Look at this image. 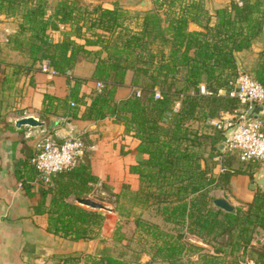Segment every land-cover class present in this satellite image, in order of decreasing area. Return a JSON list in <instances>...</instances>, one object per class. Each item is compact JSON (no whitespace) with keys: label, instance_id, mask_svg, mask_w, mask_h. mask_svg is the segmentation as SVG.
<instances>
[{"label":"trees","instance_id":"1","mask_svg":"<svg viewBox=\"0 0 264 264\" xmlns=\"http://www.w3.org/2000/svg\"><path fill=\"white\" fill-rule=\"evenodd\" d=\"M152 1L157 7H167L164 23L152 7L142 11L138 28L131 31L116 30L121 25L118 18L125 12L118 2L111 7L95 4L88 8L78 0H54L50 5L47 0H0V11L19 13L17 29L9 35L8 43L25 53L30 64L15 65L28 70L34 61L43 59L66 78L67 94L56 97L45 93L43 109L57 104L67 117L95 120L108 116L136 139L135 149L145 154L144 159L129 164V170L139 178L136 205L151 207L164 223L175 226L173 233L139 214L132 218L135 227L145 226L155 238L151 258L158 256L166 264H264V242L251 247L252 253L244 260L234 254L240 240L245 241L242 249L246 248L252 231L264 232V187L256 186L244 207L235 205L231 210L213 205L209 193L215 186L225 187L231 174L247 172L250 176L255 163L245 161L246 168L222 165L215 175L208 164L212 151L206 152L203 143L210 139V150L219 153L223 130L199 132L188 123L237 106L236 98L217 89L229 85L235 76L238 69L233 52L248 47L260 31L264 5L261 0H228L214 8V21L209 23L201 0ZM189 21L202 29H188ZM51 30L59 37L53 38ZM153 42L158 43V51L152 49ZM79 55L94 61L89 78L101 84L87 95L80 92L85 78L69 72ZM127 70L128 84L139 92L131 89L128 95L115 99V89L125 84ZM251 71L264 86V48L257 52ZM200 81L208 94L198 92ZM155 90L158 96H154ZM78 104L84 105L79 113ZM49 178L50 183L41 182L39 187L40 203L49 194L45 208L48 229L63 238L101 240L102 210L80 205L74 197L91 195L100 201L102 192L117 201L120 194L91 172L87 153ZM70 195L72 200H67ZM118 227L116 223L113 228L114 240L125 235ZM186 234L210 239L217 254L198 251L195 258L183 259L187 242L178 237ZM83 258L85 264H136L107 252H85Z\"/></svg>","mask_w":264,"mask_h":264},{"label":"crops","instance_id":"2","mask_svg":"<svg viewBox=\"0 0 264 264\" xmlns=\"http://www.w3.org/2000/svg\"><path fill=\"white\" fill-rule=\"evenodd\" d=\"M53 1L47 0V3L50 5ZM135 1L139 4L140 0ZM201 1L211 23L214 21V8L227 3L228 0ZM261 1L264 5V0ZM79 2L106 7H111L113 2L122 4L121 0ZM262 11L264 14V7ZM18 21V12L10 14L0 11V264H83L85 252L94 255L110 253L115 243L112 232L117 220V211L111 210L110 206L109 210L102 211L103 220L99 228L101 240H73L49 230L45 210L49 194H46L43 204L40 203L39 187L42 181L35 179L36 171L30 161L31 155L37 150L39 139L46 133L53 134L59 140L69 136L80 137L91 172L105 181L112 191L119 193V201H123L127 207L136 206L135 196L139 189L138 175L129 170V164L144 159L145 154L135 149L136 139L124 131L123 124L115 122L111 117L95 120L67 117L62 115V108L57 104L43 109V95L47 93L64 97L68 84L65 76L51 71V67L49 70H43V59L34 61L28 70L15 65L30 64V59L25 53L10 48L8 43V37L17 29ZM187 27L202 29L193 21H189ZM53 31L55 30L50 33ZM263 48L264 18L260 31L249 46L233 52L237 69H246L245 71L251 74L257 52ZM93 67L94 61L79 55L69 71L74 76L85 78L80 85V92L85 95L96 88L95 80L89 78ZM128 79L126 76L125 84L116 87L115 99L128 95L134 87L128 84ZM228 88L229 85L220 86L217 92L226 94ZM83 107V104H78L77 112H81ZM228 114L231 113L227 111L224 115ZM25 115H32L43 123L15 125V120ZM257 116L264 121V111ZM227 133L228 130L222 132L223 136ZM253 162L255 165L250 168V176L247 172L229 176L230 191L243 202L251 199L253 188H263L260 185L249 187V183L264 168V159ZM45 183L47 182H44V185ZM67 200H72V196Z\"/></svg>","mask_w":264,"mask_h":264},{"label":"rangeland","instance_id":"3","mask_svg":"<svg viewBox=\"0 0 264 264\" xmlns=\"http://www.w3.org/2000/svg\"><path fill=\"white\" fill-rule=\"evenodd\" d=\"M79 1V0H78ZM122 2V8L125 9V12L122 16L118 18V20L121 22L120 26L116 27V30H136L138 27V23H140V17L142 15V11L144 10L138 3H136L135 0H121ZM148 5L152 6L155 11H157L161 17V23H164L165 18V10L166 6L165 4L159 5L158 7L153 4L152 0H147ZM151 3L152 5H150ZM84 5L86 7H92L95 4H85L81 3V6ZM157 9V10H156ZM68 27V26H65ZM52 37H59V33L55 30L52 32ZM114 35V34H111ZM96 46V45H91ZM97 47V46H96ZM152 49L155 51H158V43L153 42L151 43ZM165 51H167V47H164ZM101 54L104 56L105 51L102 50ZM246 70V69H245ZM130 77V71L127 70L125 73V77ZM133 91L138 90V87L131 88ZM139 92V90H138ZM218 112V111H217ZM218 114V113H217ZM209 118H200V119H192L188 123L192 127L196 128L199 132H207V133H213L214 131L218 130L217 128L213 129V126L207 121ZM222 140V139H221ZM221 143V141H220ZM210 139H205L203 143L204 150L206 152L212 151L213 158L208 159V164L212 165V171L216 175L220 173L221 166L228 164L230 167L237 168V167H247L246 162L239 161L236 159V157L232 154L226 151L223 147H220V152L215 153L213 150H210ZM221 145V144H220ZM215 154V155H214ZM250 165V164H249ZM257 187L253 188L256 189ZM263 189V188H262ZM254 190H252L253 194ZM210 196L211 198L214 196H224L226 200L231 203L233 206L237 205H243V201H240L232 192L230 191V188L228 186V183L225 187L221 186H215L210 189ZM100 195H103L102 202L103 204L107 205L108 207H112L111 210L117 211V220L114 224V227L116 223H119L118 231L121 233H125V235L120 240H114V236L112 235V239L115 242L113 244V248L111 249L110 253L113 255H119L122 256L125 259L132 260L136 264H166L164 260H162L160 257L155 256L151 258L150 253L153 251L152 245L155 241V238L150 235V232L145 229V226H137L131 222L132 218L139 214V216L149 222H155L158 226L162 227L163 229H167L168 231L175 232L173 229L174 227L172 224L164 223L159 216L154 214L153 209L149 206H133V207H127L123 203V201H113L112 198H108L105 194L102 192L99 193ZM91 198L97 200L91 195H88ZM123 199V197H122ZM84 206V205H83ZM87 207V206H85ZM244 207V205H243ZM103 211V210H102ZM120 213V214H119ZM127 220V221H126ZM113 227V228H114ZM173 227V228H172ZM174 236V235H173ZM179 240L183 239L187 242L185 244L186 251L181 253V256L183 259L186 258H195L197 256L198 251H208L212 253H216L217 251L215 249V245L210 239L199 237L197 235L192 234H186L178 237ZM262 242H264V232L261 230L252 231V235H250V238L248 242L246 243V248L243 250L241 245L245 244V241L240 240L239 244L240 247L237 249H234V254H237L239 258H242L243 260L246 259L248 253L251 252V247H258ZM191 243L192 245L199 246L201 249H196L192 246L187 247ZM226 250V253L228 251V248H224ZM219 254H222L221 252H218ZM230 257V256H226ZM84 264V263H83ZM248 264H251V262H248Z\"/></svg>","mask_w":264,"mask_h":264},{"label":"built area","instance_id":"4","mask_svg":"<svg viewBox=\"0 0 264 264\" xmlns=\"http://www.w3.org/2000/svg\"><path fill=\"white\" fill-rule=\"evenodd\" d=\"M43 70L50 67L45 63ZM52 71V69H51ZM230 87L226 95L236 98L238 104L228 110L231 114L224 115L226 110H219L217 116L207 121L214 129L228 130L221 140L222 147L232 153L239 161H260L264 159V121L254 114H248L253 105L264 101V86L248 71L238 69L235 76L228 81ZM95 81V87L100 86ZM138 92V90H136ZM198 92L208 94L204 82H198ZM155 90L154 96H158ZM70 104H73L71 101ZM175 103L173 109H176ZM37 150L31 155L30 161L36 171V180L49 182L50 175L63 171L75 164L83 153L84 144L80 137L69 136L57 139L53 134L46 133L37 143Z\"/></svg>","mask_w":264,"mask_h":264},{"label":"water","instance_id":"5","mask_svg":"<svg viewBox=\"0 0 264 264\" xmlns=\"http://www.w3.org/2000/svg\"><path fill=\"white\" fill-rule=\"evenodd\" d=\"M139 5L143 8V9H148L149 5L147 0H140L139 1ZM251 75L253 76V73H251ZM264 111V101H262L260 104L257 105H253L249 111L248 114H259L260 112ZM22 123H26V124H30V125H40L43 122L41 120H39L36 117H33L32 115H25V116H21L19 118H17L15 120V125H19ZM221 143H219V147H221L222 145H220ZM254 185H260L262 187H264V168L263 171L257 175L256 177L253 178L252 182L249 183V187L252 188L254 187ZM74 200L76 203L80 204V205H84L90 208H94V209H100V210H109L110 208L103 204L100 201H97L93 198H91L88 195H83V196H77L74 197ZM211 203L221 209L224 210H231L233 208V205L231 203H229L224 197L222 196H214L211 198Z\"/></svg>","mask_w":264,"mask_h":264}]
</instances>
